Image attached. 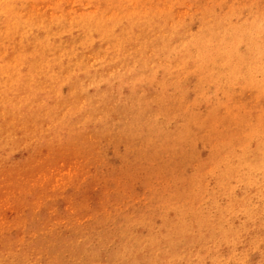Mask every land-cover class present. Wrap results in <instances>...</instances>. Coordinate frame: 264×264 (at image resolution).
Listing matches in <instances>:
<instances>
[{"label":"rangeland","instance_id":"rangeland-1","mask_svg":"<svg viewBox=\"0 0 264 264\" xmlns=\"http://www.w3.org/2000/svg\"><path fill=\"white\" fill-rule=\"evenodd\" d=\"M262 156L264 0H0V264H264Z\"/></svg>","mask_w":264,"mask_h":264},{"label":"bare ground","instance_id":"bare-ground-1","mask_svg":"<svg viewBox=\"0 0 264 264\" xmlns=\"http://www.w3.org/2000/svg\"><path fill=\"white\" fill-rule=\"evenodd\" d=\"M229 39H233L234 36L232 35V33H230L228 35ZM249 166L253 169H260L262 171H264V156L260 157L258 161H250L249 162ZM260 224L262 225V230L259 233H256L254 235L251 236L252 238V245L250 246V251H258L261 254H264V217L262 218ZM256 226V221L252 220V228H254ZM248 234V228L246 227L245 230L243 231H236L233 230L232 228H228L226 230V228H219V238L220 239H224L226 237H228V244H222V243H217L219 245V247H221L222 249L224 247L230 246V243H235L238 239L240 238H244L246 239ZM218 240V239H217ZM186 247V245H185ZM250 251L248 252V250H243L240 251L238 254V263H244L245 261H247V259L250 257ZM179 253H181L179 251ZM180 258H184L183 255H180ZM227 264H236V263H227Z\"/></svg>","mask_w":264,"mask_h":264}]
</instances>
